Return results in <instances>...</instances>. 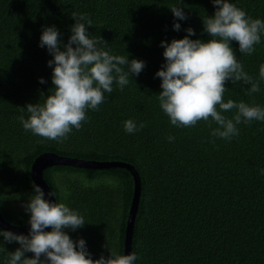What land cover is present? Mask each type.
I'll list each match as a JSON object with an SVG mask.
<instances>
[{
    "label": "trees",
    "instance_id": "16d2710c",
    "mask_svg": "<svg viewBox=\"0 0 264 264\" xmlns=\"http://www.w3.org/2000/svg\"><path fill=\"white\" fill-rule=\"evenodd\" d=\"M228 2L264 21V0ZM172 7H181L187 19H175ZM215 11L212 0H0L2 219L15 227L29 224L23 205L35 195L30 169L42 154L128 163L141 183L131 241L135 264H264V121L237 125L239 135L228 141L210 135L214 122L211 128L204 121L192 128L172 126L158 101L162 81L155 74L166 63L161 42L183 39L188 28L196 33L189 39L208 42L203 20ZM73 12L89 15L91 27L81 22L90 38L107 42L100 45L103 50L144 61L145 67L139 76L130 74L123 91L114 82L99 110L88 109L81 129L57 143L26 132L18 117L27 119L30 114L20 108L43 104L52 94L53 69L47 62L53 57L39 46L40 37L45 27L55 26L63 48L72 35ZM174 23L180 31L173 30ZM230 47L244 71L259 80L264 33L251 55L241 54L236 41ZM225 87L224 102L264 108V81L252 95L245 94L250 86L243 82L228 81ZM234 113L222 114L231 119ZM129 119L146 127L129 134L124 130ZM43 179L57 203L85 220L82 228L65 229L74 242L83 239L93 260L111 252L123 255L134 192L129 171L53 166L43 171ZM19 247L0 236V264H8L9 253Z\"/></svg>",
    "mask_w": 264,
    "mask_h": 264
},
{
    "label": "clouds",
    "instance_id": "9594fccd",
    "mask_svg": "<svg viewBox=\"0 0 264 264\" xmlns=\"http://www.w3.org/2000/svg\"><path fill=\"white\" fill-rule=\"evenodd\" d=\"M212 3L216 8L214 15L203 20V30L211 37L208 42L189 39L196 35L191 28L185 30L187 35L183 39L161 42L166 63L155 74L162 81L158 101L172 126L192 128L204 121L211 128L214 122L217 127L210 135L230 141L239 135L237 125L264 121V108L259 105L250 106L233 100L224 102L228 81L233 85L243 82L250 86L246 95L260 91L264 64L259 68V80L254 79L238 62L230 42H238L241 54H253L256 51L254 45L261 43L264 21L248 17L244 10L228 0H212ZM170 11L177 20L187 19L181 7H172ZM72 17L75 20L72 35L63 48L61 34L55 26L43 29L39 46L46 47L53 57L47 62L53 69V91L43 104H27L20 108L21 112L26 109L30 114L27 119L23 115L18 117L26 132L57 143L67 140L73 129H81L82 123L88 119V109L99 110V105L105 102V93L113 92L114 82L123 91L130 74L139 76L145 67L144 61H129L127 56L111 55L103 50L100 45L106 46L107 42L101 37L90 38L86 24L81 22L86 21L88 27L92 26L88 14L73 12ZM180 29L179 23L173 24L174 31ZM39 83L44 84L45 80L40 78ZM233 110L235 113L231 119L222 114ZM144 127L145 123L137 125L131 119L124 122V130L129 134ZM167 139L172 142L175 137L170 135ZM33 188L35 195L23 205L30 213L28 236L0 230L4 241L20 245L9 253L8 264H135L138 259L135 252L129 255L111 252L108 258L101 256L93 260L86 242L83 239L74 242L65 232V229L75 231L82 228L85 225L83 216L65 203L46 200L39 186L33 184ZM48 195L54 196V192ZM47 228L51 231L46 232ZM26 253L34 254L33 258H27Z\"/></svg>",
    "mask_w": 264,
    "mask_h": 264
},
{
    "label": "water",
    "instance_id": "95a60500",
    "mask_svg": "<svg viewBox=\"0 0 264 264\" xmlns=\"http://www.w3.org/2000/svg\"><path fill=\"white\" fill-rule=\"evenodd\" d=\"M53 166H68V167H76V168H94V169L95 168L102 169L109 167H124L131 172L134 178L135 187H134L132 203L126 221L125 238H124V255L131 254L133 227H134V221H135V216L137 213L139 197H140V179L138 173L134 170V168L130 165L119 162L93 163L91 161L75 160V159H70L68 157H61L53 153L42 154L38 156L33 162L30 169V177L32 179L33 184L39 186L44 191L45 193L44 198L52 203H56V201L54 196L48 195L51 192V190L43 179V171L46 168ZM0 228L4 231H11L16 235L28 236L30 231V224L23 227L11 226L7 222H5L0 215Z\"/></svg>",
    "mask_w": 264,
    "mask_h": 264
},
{
    "label": "rangeland",
    "instance_id": "374dc122",
    "mask_svg": "<svg viewBox=\"0 0 264 264\" xmlns=\"http://www.w3.org/2000/svg\"><path fill=\"white\" fill-rule=\"evenodd\" d=\"M71 159V158H70ZM76 160V159H75ZM92 162V161H91ZM93 163H112V162H93ZM119 163H122V162H119ZM123 164H127V165H130V164H128V163H123ZM130 166H132V165H130ZM133 168H134V166H132ZM74 168H76V167H74ZM110 168H122V169H125V170H127L126 168H124V167H109V168H102V169H110ZM83 169H86V168H83ZM95 169H98V168H95ZM134 170H135V168H134ZM127 171H129V170H127ZM136 171V170H135ZM130 172V171H129ZM137 172V171H136ZM138 173V172H137ZM130 174H131V172H130ZM139 175V174H138ZM131 176H132V174H131ZM133 177V176H132ZM134 179V178H133ZM140 179V178H139ZM140 186H141V183H140ZM134 187H135V183H134ZM52 192V191H51ZM133 194H134V192H133ZM55 198V197H54ZM132 199H133V197H132ZM55 201H56V199H55ZM131 203H132V201H131ZM26 225H28V224H26ZM26 225H24V226H26ZM20 227H23V226H20ZM126 228V227H125ZM134 228V227H133ZM125 238V237H124ZM123 255H124V245H123Z\"/></svg>",
    "mask_w": 264,
    "mask_h": 264
}]
</instances>
